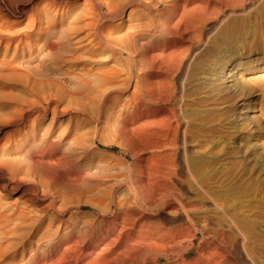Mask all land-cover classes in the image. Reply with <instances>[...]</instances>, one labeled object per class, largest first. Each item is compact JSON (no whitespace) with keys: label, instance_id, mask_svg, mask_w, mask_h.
Here are the masks:
<instances>
[{"label":"rangeland","instance_id":"1","mask_svg":"<svg viewBox=\"0 0 264 264\" xmlns=\"http://www.w3.org/2000/svg\"><path fill=\"white\" fill-rule=\"evenodd\" d=\"M151 1L159 2L160 9L143 0L139 7L128 6L120 18L103 21L110 0L102 1L101 11L96 0H0V264H102L103 219L117 206L110 204V192L118 195L130 183L125 171L132 158L124 150H133V127L141 118L134 116L133 95L152 103L147 94L149 57L166 58L175 48L177 58L186 61L179 77L182 94L174 97L181 96L189 120L192 151L182 155L187 178L194 185L241 187L244 208L261 224L253 226L250 243L264 254V0L257 5V17L241 24L233 18L242 13L225 20L216 16V0L196 1L193 16L181 9L162 14L173 0ZM187 21L195 30L187 29ZM105 25L110 31L99 34L97 29ZM142 45L148 51L143 53ZM231 68L235 81L246 88L232 91L235 84L223 83V73ZM168 83L173 88L170 79ZM115 121L124 124L122 132ZM30 147L41 149L40 167L23 161ZM193 158L202 165L194 167ZM168 165L176 169L179 162ZM195 169H200L199 177L192 173ZM31 183H38L46 197L29 192Z\"/></svg>","mask_w":264,"mask_h":264},{"label":"bare ground","instance_id":"2","mask_svg":"<svg viewBox=\"0 0 264 264\" xmlns=\"http://www.w3.org/2000/svg\"><path fill=\"white\" fill-rule=\"evenodd\" d=\"M102 1L96 0V5H97L96 7H98V9L100 11L103 9V6H104ZM110 1L111 2L108 5V10L107 11L104 10V12H102V18L104 19L103 21L111 20V19H114L116 17L120 18L128 6L139 7L140 5L144 4L143 0H120V1L110 0ZM196 1H198V0H173V2L170 4L171 6L166 8L164 11H161V12H162V14H164V13L169 14L170 13L172 15L173 13H175L181 9L183 14L188 13V15L190 16L189 12L197 9L196 8L197 6L195 4ZM260 1L261 0H216L213 8H215L217 10L216 16L219 14V16H220L219 18L221 20H223V19L225 20L232 13H235V12L236 13H242V15L236 16L233 18V22H235L237 24H239V23L241 24L242 20H246L248 22H251L252 20H254L257 17L256 8H257V5ZM6 2H7V0H6ZM23 2H24V0H23ZM9 3H7V4H9ZM148 3H150V5L155 4V6L158 9H160V7H159L160 3L159 2L154 3L153 1L150 0V2H148ZM190 4H193V6L189 7ZM11 5H13V2ZM199 6L200 5H198V9H199ZM13 8H14V6H13ZM0 10H1V8H0ZM20 10H22V9L20 8ZM92 10H93V8H92ZM131 10H132V8H131ZM212 11L213 10H211V12ZM129 12H131V11H129ZM146 12H148V11H146ZM196 12H198V11H196ZM177 13H179V12H177ZM199 13H201V12H199ZM194 14H196V13H194V11H193V14H191V15L193 16ZM186 16L184 15V18L183 17L182 18L185 19L188 17V16L187 17ZM91 18H92V16H91ZM195 18H196V16H195ZM101 19H100V22H101ZM191 19H193V18H191ZM177 20H176L177 28H175V29H177L179 31V28H180L179 25L180 24H177ZM193 20H195V19H193ZM154 21H155V19H154ZM181 21H182V19H181ZM155 23H157V22H155ZM192 24H191V22H188L187 29L195 30V29H193V28H195V26L193 25V28H192ZM159 25H160V23H159ZM211 28H212V23L207 24L204 28V31L206 33H208ZM139 29H137V30H139ZM104 30H105V32H106V30H109V26L105 25V27H103V28L99 27L97 29L99 34H102V31H104ZM226 30H227V28L225 27L221 32L225 33ZM94 31H96V30L94 29ZM113 31L111 30V33ZM197 31H200V30L198 29ZM42 32H43V30H42ZM130 32H129V34H130ZM202 32H203V30H201V33ZM198 35H199V32H198ZM224 35H226V34H224ZM132 36H134V35H132ZM155 36H156V34H155ZM229 36L231 38L232 35L230 34ZM141 37L139 39H141ZM197 38H199V37H197ZM144 39H146V38H144ZM229 40H231V39H229ZM47 41H50V40H47ZM100 42H101V40H100ZM97 43H98V41H97ZM174 44H176V42ZM146 46H148V45H146ZM172 46H174V45H172ZM189 47L191 49V52H195L197 50V45H194L193 43ZM136 49H137V47H136ZM139 49L144 53V51L145 52L148 51L149 48H147V47L144 48V46L142 45V46H139ZM133 50H134V48H133ZM172 50L173 49H171V51H170V49H169V51H170V52L168 51L169 56H168V54L167 55L165 54V57L166 56H168V57L162 58L160 60H159V58L155 57L156 55L153 56L154 54L149 57V63L147 64V72H148L150 77L148 78V81H147V84H148L147 94H148L152 103L150 105H148L146 103V101L142 98L141 95L140 96L133 95L134 96V103L136 105V110H137L136 113L134 114V116H137L138 118L141 117V118L139 120L137 119V124H135V126L133 127L134 128V130H133L134 131V137H133L134 138V141H133L134 144H132L133 150H130V151L124 150L125 153L132 158V161H130V163H128L126 165L127 167H126V171H125L126 177L129 179L130 183L122 191H118L119 192L118 195H116L112 191L110 192V204L114 203L117 206H116V208H113V209H112V207H110L108 209V212L112 213L111 216L103 219V222H104L106 227L103 231V238L104 239H103V246L101 249L102 264H264V254L262 253V251L261 252L255 251L254 250V244L250 243V236H251V232H253L252 231L253 226L254 225H261V224L254 217L255 215L252 216V214L248 211V209L244 208V205L242 204V200L244 198L243 197L244 196L243 189L241 187L239 188L238 186H227V187H225V186H217V185H214L211 183H207V184H200L199 183L198 185H194L190 181L191 177L187 178V175L189 173L186 174L187 169L184 168L182 155L184 152L192 151L191 150L192 145L190 144V141H189L190 135L188 134V130H187L189 120L187 119L188 117L186 116V110L183 107L184 104L182 103L181 96L179 97L177 95L176 97H174L175 92H178L177 94L181 93V92H179L181 90V84L179 81V77H180L181 68L184 65H186L185 64L186 61H185V59L179 60L177 58V54H178L177 52H179V51L176 48L173 51ZM183 50H185L184 47H183ZM129 51H131V50H129ZM158 53H157V55H158ZM160 53H162L161 55H164L163 52H160ZM159 56H160V54H159ZM177 59L180 62H177ZM143 61H145V60H143ZM176 63H179V65H178L179 69H177V73L174 74V73H172V69L174 68V65ZM136 64H137V62H136ZM108 69H107V71H108ZM221 69H223V68H221ZM187 70H186V72H187ZM232 70H233V68H231L228 71H225V73H223V76H222L223 77V79H222L223 83H227V85H230V86H233V84H235L236 86L232 87V91H237L240 88H246V84L243 81H241L240 83L238 81H235L237 78L235 76L234 71H232ZM170 73H172L171 74L172 79L169 76ZM108 74H109V72H108ZM160 74H161V76H160L161 78L158 81H154L156 79H153V77L155 75H160ZM257 75H259V74H257ZM108 76H110V75H108ZM131 76H132V73H131ZM205 77H207V75ZM83 79L85 80L86 78L83 77ZM169 79H170V82L173 83L172 84L173 88L168 87ZM86 81H87V79H86ZM86 81H85V83H86ZM90 83H92V82H90ZM155 83L157 84V86H156L157 88H155V86H153ZM78 86H80V85H78ZM169 86H170V84H169ZM153 87L155 89H153ZM170 87H172V86H170ZM110 88H112V87H110ZM114 88H115V86L113 87V89ZM125 96H126V94H125ZM102 98H104V97H102ZM174 98H175V100H174ZM114 99H115V97H114ZM183 102H185V101H183ZM164 103H167L169 105H166L163 107L162 104H164ZM127 105H128V103H127ZM124 107H125V105H124ZM127 108H129V107H127ZM190 115H192V114L190 113ZM117 116H120V115H117ZM116 118H118V117H116ZM194 122H196V121H194ZM122 125H124V124L122 123ZM122 125H121L120 121H117L115 123V128L118 131L122 132L123 131V129L121 127ZM128 129H130V128H128ZM214 130H216V129H214ZM129 133H130V131H129ZM93 136H94V134H93ZM203 136H205V135H203ZM130 137H132V136H130ZM195 137H197V135L194 136V139H196ZM197 139L195 141H197ZM209 141L211 143H214L216 141V136L211 135L209 137ZM224 143H226V142L224 141ZM208 146L209 145L207 144V147ZM221 147H222V145H221ZM201 148H202V146H201ZM204 148H206V147H204ZM204 148H203V150H204ZM198 150H200V149H198ZM28 151L29 152H27V154L23 158V161L26 164H31V165H35V166H39V167L41 165H43L42 159L39 158V156H38V152H41V149L39 150V149H34V148L30 147V149ZM218 151H216V152H218ZM15 157H17V156H14V158ZM175 159L178 160L179 166L178 167L176 166L177 167L176 169H172L171 167H169L168 164ZM127 160H129V159L127 158ZM14 162H17V161L14 160ZM49 162H51V161H49ZM191 162L193 163L194 167L202 165V164H199L195 158L191 159ZM21 164H22V162H21ZM52 164H53V162H52ZM219 164H220V162H219ZM131 165H134L133 169H131ZM44 166H45V164H44ZM48 166H49V164H48ZM174 167H175V165H174ZM25 168H26V166H25ZM35 169H37V168H35ZM41 170H43V169H41ZM199 170L200 169H198V171H197L195 169L192 173L195 176L197 174L199 177V175H200ZM47 171H48V169H47ZM191 171L192 170H190V176H191ZM224 171H225V169H224ZM220 174H221V172H220ZM220 174H219V176H220ZM227 174H226V176H227ZM0 175H2V174L0 173ZM208 175H210V174H208ZM16 177H14V178H16ZM210 178H208V180ZM18 179L20 181L23 180L20 178H18ZM16 180H17V178H16ZM214 180H216V179H213V181ZM36 181H37V179H36ZM192 181H193V178H192ZM225 182H227V181H225ZM11 186H9V187H11ZM16 188H17L16 185L12 187V189H16ZM26 189L29 190V192L30 191L33 192L36 196L41 195V197H46V195H47L46 193H41V191L39 193L38 183H31L28 185V187ZM91 191H93V190H91ZM254 193H256V192H254ZM118 197H119V199H117ZM53 201H54L53 198H51L50 204H53ZM48 204H49V202H48ZM260 205H262V202L261 203L259 202V206ZM194 249H195V251L193 252ZM99 252H100V250H99ZM93 258H94V256H93ZM95 258L97 259V257H95ZM93 260H95V259H93ZM89 263L91 264V262H89ZM96 263L101 264L100 262L98 263L97 261H96Z\"/></svg>","mask_w":264,"mask_h":264}]
</instances>
